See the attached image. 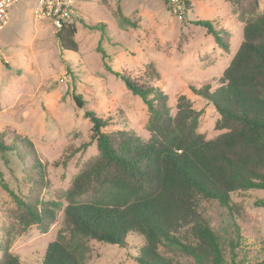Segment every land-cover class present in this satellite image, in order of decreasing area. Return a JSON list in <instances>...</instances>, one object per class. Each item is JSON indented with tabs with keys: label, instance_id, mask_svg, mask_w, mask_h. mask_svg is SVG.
Masks as SVG:
<instances>
[{
	"label": "rangeland",
	"instance_id": "rangeland-1",
	"mask_svg": "<svg viewBox=\"0 0 264 264\" xmlns=\"http://www.w3.org/2000/svg\"><path fill=\"white\" fill-rule=\"evenodd\" d=\"M233 1L190 0L187 7L180 0L181 9L175 10L171 0L105 4L100 0H74L78 54L61 51L58 29L49 18L35 17L39 0H19L10 9L9 24L0 30V136L7 143H15L17 149L6 156L0 152V171L16 192L31 199L36 190L25 177L31 176L34 157L38 156L48 181L40 196L61 206L48 233L34 226L16 238L11 252L22 264H42L48 244L64 226V194L85 164L98 155L91 138L92 124L85 118L87 111L112 117L116 123L110 130H132L144 140L151 136L146 129L147 107L105 69L98 46L110 56L115 71H128L136 79L146 76V65L154 61L161 76L156 85L167 95L172 114L177 112L180 97L185 96L194 109L204 110L199 132L214 139L223 133L215 129L220 115L190 87L216 90L237 52L243 24L232 13ZM118 7L135 26L121 21ZM260 8L264 12V0ZM199 20L213 21L229 31V52L217 45L206 28L194 25ZM98 23H104L105 33L86 27ZM73 94L83 96V109L77 107ZM13 132L28 139L33 148L10 134ZM70 145L80 151L65 166ZM232 201L233 211L204 199L199 211L220 236L228 264H255L264 259V207L256 206L264 202V191L234 194ZM13 206L12 198L0 187V244L2 227L9 225L7 213ZM127 241L125 248L92 242L91 264H137L133 258L143 238L132 234ZM161 251L177 264H196L178 251Z\"/></svg>",
	"mask_w": 264,
	"mask_h": 264
},
{
	"label": "trees",
	"instance_id": "trees-1",
	"mask_svg": "<svg viewBox=\"0 0 264 264\" xmlns=\"http://www.w3.org/2000/svg\"><path fill=\"white\" fill-rule=\"evenodd\" d=\"M110 1L100 0L105 4ZM189 7L190 0H183ZM262 0H234L232 13L243 24L242 42L224 71L220 86L211 91L190 87L211 103L219 113L215 129L223 131L214 139L199 132L204 110L193 108L185 96L172 114L167 95L156 85L160 73L156 63L146 65V76L136 79L128 71H115L110 56L102 46L105 69L121 80L127 90L147 107L148 140L132 130H110L112 117H100L87 111L92 124V142L98 155L88 161L64 194L67 205L64 226L45 250L42 264H91V243H105L125 248L128 236L143 238V245L133 258L137 264H177L163 255L161 248L175 250L192 258L196 264H228L225 247L210 222L199 211L201 200H215L231 211L234 194L264 191V12ZM125 24L134 23L118 7ZM217 45L229 52L231 37L213 21L199 20ZM105 33L104 23L86 26ZM78 28L75 18L57 30L60 50L78 54ZM77 107L86 101L72 96ZM9 133V132H8ZM14 133V134H13ZM10 133L30 148L32 143L15 132ZM6 137V136H5ZM87 147V145L85 146ZM17 145L0 136V152L6 156ZM64 165L80 151L67 148ZM36 190L31 199L21 196L0 171V187L14 201L3 226L0 264H22L11 252L17 237L31 227L48 233L57 221L58 202L44 201L41 192L48 185L38 156L34 157L31 176L25 177ZM264 207V202L256 203ZM255 264H264V259Z\"/></svg>",
	"mask_w": 264,
	"mask_h": 264
},
{
	"label": "built area",
	"instance_id": "built-area-1",
	"mask_svg": "<svg viewBox=\"0 0 264 264\" xmlns=\"http://www.w3.org/2000/svg\"><path fill=\"white\" fill-rule=\"evenodd\" d=\"M19 0H0V30L9 24V11ZM175 10H180V0H171ZM74 0H39L35 10L37 19L49 18L56 29H61L75 18Z\"/></svg>",
	"mask_w": 264,
	"mask_h": 264
}]
</instances>
